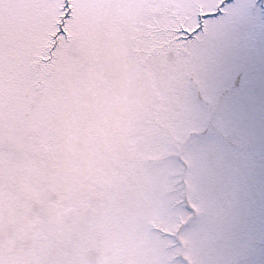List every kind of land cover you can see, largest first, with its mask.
Returning <instances> with one entry per match:
<instances>
[{
  "label": "snow or ice",
  "instance_id": "obj_1",
  "mask_svg": "<svg viewBox=\"0 0 264 264\" xmlns=\"http://www.w3.org/2000/svg\"><path fill=\"white\" fill-rule=\"evenodd\" d=\"M0 264H264V0H0Z\"/></svg>",
  "mask_w": 264,
  "mask_h": 264
}]
</instances>
